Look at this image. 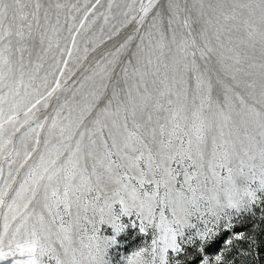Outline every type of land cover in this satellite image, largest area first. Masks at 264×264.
Segmentation results:
<instances>
[{"label":"snow or ice","instance_id":"obj_1","mask_svg":"<svg viewBox=\"0 0 264 264\" xmlns=\"http://www.w3.org/2000/svg\"><path fill=\"white\" fill-rule=\"evenodd\" d=\"M100 6L0 0V264H110L149 226L123 264H236L264 226V0Z\"/></svg>","mask_w":264,"mask_h":264},{"label":"rangeland","instance_id":"obj_2","mask_svg":"<svg viewBox=\"0 0 264 264\" xmlns=\"http://www.w3.org/2000/svg\"><path fill=\"white\" fill-rule=\"evenodd\" d=\"M72 2H77V0H72ZM81 4L83 3H94L95 0H79ZM114 8L113 12L116 11V4H124L125 2H133V0H112ZM101 6L97 9V14L100 12H107V6L109 0H100ZM117 23V20H110L108 25H104L105 33H107V29L111 27L112 24ZM103 25V20L98 21L95 31L99 34L100 26ZM83 45H81V48ZM106 47H110L107 45ZM103 51V49H101ZM63 66V65H61ZM69 68L73 72L79 73L80 69L77 68L75 64V60L70 62ZM48 69L47 62L45 63L44 69L39 73L40 76H44L45 72ZM57 76L59 73L56 74ZM51 80V77H49ZM36 99H39L37 96ZM35 102V101H33ZM50 103H55V99L53 98ZM45 109L41 106L40 113H44ZM91 215V212H89ZM125 219V223L128 222L127 218ZM0 227H2V219H0ZM91 228V226H89ZM239 230L244 231L245 239L240 241H233V251L231 255V259L236 261V264H264V226L260 225L257 221L256 226L253 228L251 226L245 227L241 224H237L236 226ZM97 228L100 229V234L105 235L111 234L110 229H106L105 226H101L97 224ZM154 232L153 229L149 226L146 228L144 233H140L138 228L128 227L124 232L120 233L116 236V243L107 249L106 251V259L110 262V264H123V260L126 256L130 255L133 251L139 250L140 248H149L151 246V240L153 238ZM230 233H226L221 231L218 237L214 239V241L210 245L205 246V253L209 256L213 255L216 251L219 250L220 247L223 246L224 239ZM197 257V253L195 248L190 249V254L188 257H182L184 260V264H195V260Z\"/></svg>","mask_w":264,"mask_h":264}]
</instances>
